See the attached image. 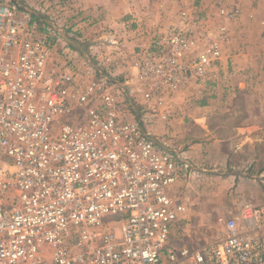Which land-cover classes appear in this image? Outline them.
Segmentation results:
<instances>
[{"label":"built area","instance_id":"built-area-1","mask_svg":"<svg viewBox=\"0 0 264 264\" xmlns=\"http://www.w3.org/2000/svg\"><path fill=\"white\" fill-rule=\"evenodd\" d=\"M182 15L181 28L139 43L117 79L94 46L91 71L55 61L56 21L0 0V264H264V206L221 218L216 242L173 239L188 223L173 188L190 163L157 141L149 122L161 113L148 111L222 57Z\"/></svg>","mask_w":264,"mask_h":264},{"label":"crops","instance_id":"crops-1","mask_svg":"<svg viewBox=\"0 0 264 264\" xmlns=\"http://www.w3.org/2000/svg\"><path fill=\"white\" fill-rule=\"evenodd\" d=\"M22 1L29 7L47 6L43 0ZM67 2L85 21L110 26L113 36L104 33L96 49L117 62V79L129 70L139 43L149 44L157 33L181 28L186 22L183 11L191 16L192 10L198 12L196 29L213 34L210 39L218 41L221 60L206 80L190 81L157 106L160 115L151 109L148 116H159V123L150 129L190 163L187 181L192 173L212 172L219 182L234 187L227 217L241 215L248 203L264 206V0H53L58 24L61 15L71 14L63 9ZM60 30L66 41L55 44L53 57L63 64L70 59L67 49H74ZM110 40L120 42L117 51L109 50ZM91 45L93 41L90 53ZM88 68L87 63L83 70Z\"/></svg>","mask_w":264,"mask_h":264},{"label":"rangeland","instance_id":"rangeland-1","mask_svg":"<svg viewBox=\"0 0 264 264\" xmlns=\"http://www.w3.org/2000/svg\"><path fill=\"white\" fill-rule=\"evenodd\" d=\"M41 2L42 0H35ZM67 1V0H66ZM47 3V6H42L41 8L36 7H30L35 16L39 18H44L46 20H57L56 16L58 17V14L54 10L53 0H43L42 3ZM64 3H62L63 5ZM69 3H65L63 5L64 11H70L71 14L65 13L61 16H63V19H60V24H58V20L56 22V25L58 28H63L66 32V35H68V40H70L72 45L70 48H73L74 50H69V58L70 61L74 62L76 65H78L81 69L84 68L86 65L85 63H89L93 66L96 65L97 60L94 56H91L92 54L89 52V45L93 41L94 47L100 46L101 36H104V33L108 35L109 37L113 36L114 33H112L110 26H107V29L105 28L106 25L99 24L98 22L94 20L85 21L80 16V12L78 10L72 8L69 6L67 7ZM28 5V4H27ZM29 6V5H28ZM192 10V9H191ZM63 11V10H62ZM73 11V14H72ZM71 15V17H70ZM198 15V12H193L192 10V16L196 17ZM75 16H78L79 18H75ZM72 20V21H71ZM112 26V25H111ZM63 33V32H61ZM75 33L73 36H70L69 34ZM117 38V36H114ZM113 37V38H114ZM66 41V36L62 34L60 41H58L57 44L61 42ZM110 40L109 50H118L117 44L120 45L119 41H116V44H112ZM56 44V45H57ZM115 46V47H113ZM68 48V45L66 46ZM128 47V46H127ZM55 48V47H54ZM68 53V52H67ZM70 53H72L70 55ZM85 54L86 57H89L88 59L82 55ZM97 57V56H96ZM54 58V57H53ZM56 61V60H55ZM68 61L65 59V62ZM64 62V63H65ZM125 75V74H124ZM123 75V76H124ZM257 90H253V93H255ZM257 93V92H256ZM254 94L259 96L258 94ZM128 103V101H127ZM134 115L137 120H141L143 115H145V112H143V105L139 102L134 104ZM238 109L235 108V111ZM151 111V110H149ZM148 111V114L150 113ZM226 109H222L219 112H225ZM158 113V110L156 111ZM145 117V116H144ZM149 117V116H148ZM151 117V116H150ZM152 118V117H151ZM148 120V119H147ZM150 124L159 123V117L152 118V121L149 122ZM152 133L154 135L153 128L151 129ZM154 137H157L154 135ZM157 141L162 144L164 147H167L170 149L165 142L160 141L157 139ZM257 148V146H255ZM259 154V153H258ZM258 170V169H257ZM224 173V172H223ZM191 177L187 181L186 177L185 179H181L177 182L176 185H174V192L177 195L178 198L183 200V202L186 204L187 207V216H188V223L187 225H182V227H177L173 234V239L176 240L178 244H187L190 246H202L207 243H212L218 241L223 235H224V226L221 222V218L227 217V208L229 207V192L232 188V186L228 187L227 183H221L218 181V178L215 177V175H212V172H204L202 175L199 173H192L190 175ZM223 193H227L225 197L222 196Z\"/></svg>","mask_w":264,"mask_h":264}]
</instances>
